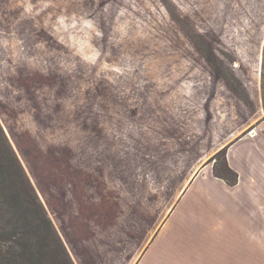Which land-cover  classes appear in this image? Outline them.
Wrapping results in <instances>:
<instances>
[{
	"label": "rangeland",
	"instance_id": "1",
	"mask_svg": "<svg viewBox=\"0 0 264 264\" xmlns=\"http://www.w3.org/2000/svg\"><path fill=\"white\" fill-rule=\"evenodd\" d=\"M262 117L264 0H0V125L75 264Z\"/></svg>",
	"mask_w": 264,
	"mask_h": 264
},
{
	"label": "crops",
	"instance_id": "2",
	"mask_svg": "<svg viewBox=\"0 0 264 264\" xmlns=\"http://www.w3.org/2000/svg\"><path fill=\"white\" fill-rule=\"evenodd\" d=\"M226 161L235 184L207 163L158 218L145 205L88 218L82 264H264V117L228 145Z\"/></svg>",
	"mask_w": 264,
	"mask_h": 264
},
{
	"label": "trees",
	"instance_id": "3",
	"mask_svg": "<svg viewBox=\"0 0 264 264\" xmlns=\"http://www.w3.org/2000/svg\"><path fill=\"white\" fill-rule=\"evenodd\" d=\"M215 173L237 182L226 158ZM0 264H75L1 125Z\"/></svg>",
	"mask_w": 264,
	"mask_h": 264
}]
</instances>
